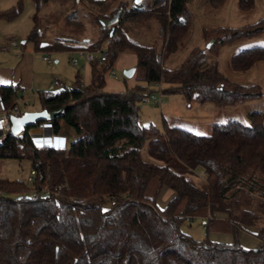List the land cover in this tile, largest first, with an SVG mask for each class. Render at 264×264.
I'll use <instances>...</instances> for the list:
<instances>
[{"label": "trees", "instance_id": "16d2710c", "mask_svg": "<svg viewBox=\"0 0 264 264\" xmlns=\"http://www.w3.org/2000/svg\"><path fill=\"white\" fill-rule=\"evenodd\" d=\"M32 1L37 9L41 1L49 0ZM185 1L165 0L156 11L160 48L128 36L121 21L147 12L127 8L124 0L108 3L105 13L95 15V20L107 19L119 10L116 22L100 24L93 38L63 32L41 40L33 14L22 44L31 41L36 50L45 52L104 47L107 57L89 63L87 85L75 74L71 85L38 93L41 109L65 106L49 122L56 132L60 121L74 130L76 137L67 149L36 150L27 134L33 126L18 135L7 131L0 142V159H26L33 171L29 183L0 178V264H264L261 114L250 112L247 123H212L203 135L164 122L160 131L139 121V102L154 82L166 84V92L178 93L187 102L230 105L261 96L257 84L235 83L219 71L215 60L204 62L198 47L189 49L175 67L163 64L165 54L175 52L186 35ZM207 1L213 7L224 2ZM253 3L237 0L241 10ZM20 10L17 0L0 9V19L11 20ZM262 32L264 16L251 24L205 33L216 36L210 47L217 48ZM122 52L135 55L136 82L123 91H104L105 71ZM257 61H264V46L233 53L229 67L245 71ZM16 91V86L0 85L3 109L16 104ZM144 146L151 161L141 156ZM200 173L203 179L194 182L192 177L197 179ZM152 178L172 193L162 207L155 202L157 193L145 194ZM41 189L48 193L30 196L31 190ZM204 209L206 223L225 216L231 242L209 239L206 231L195 239L180 229L187 215ZM241 230L253 233L260 243L242 247Z\"/></svg>", "mask_w": 264, "mask_h": 264}, {"label": "rangeland", "instance_id": "374dc122", "mask_svg": "<svg viewBox=\"0 0 264 264\" xmlns=\"http://www.w3.org/2000/svg\"><path fill=\"white\" fill-rule=\"evenodd\" d=\"M20 1L21 10L12 22L16 24L15 26L13 25L12 31L13 37L21 46L20 41L25 39L33 25V14L36 15V21L39 26V38L41 40L51 39L63 32L77 33L79 38H93L100 28V19L95 20V15L105 13L108 3L113 4L119 0H49L45 2L41 1L37 9L32 0ZM124 1L127 8L134 7L137 10L147 12L146 14L141 13L137 17L133 15L121 21L122 27L128 29V36L140 43L147 45L154 44L160 48L161 40L158 34L156 11L164 5L165 0ZM16 2L17 0H0V9H6ZM185 6L189 13L186 35L181 40V43H179V47L175 52L165 54L163 64L167 67H175L189 49L198 47L203 51L202 58L204 62L215 60L219 71L227 79L235 83L242 85L257 84L261 96L230 105L198 103L194 100L187 102L178 93L166 92L165 88L167 85L162 83V101L160 105H155L151 101H146V99L139 102L140 123L161 129L164 122L167 125L182 127L195 134L203 135L209 133L212 123H223L229 120L247 123L250 112L260 113L264 121V61L255 62L245 71H234L229 67V59L233 53L246 47L264 46V32L227 42L217 48L210 47L216 36L214 34L207 36L208 34L205 33L217 27H240L255 22L264 16V0H254L252 7L248 10L239 9L237 0H224L218 7L211 6L207 0H186ZM72 11H75L74 15H69ZM31 43V41H27L25 45L30 46ZM100 45L105 46L106 41ZM44 54L48 55L49 62L51 60L53 65L54 52H46ZM62 66L67 73L70 72L69 68L71 67H68V63L65 64V67L64 65ZM115 74L116 78L110 77L114 82H123L128 79L124 76L123 69L116 70ZM138 74L139 70L136 68L133 78ZM52 75L59 78V76L50 73L49 80H51ZM105 76L107 77V75ZM59 79H61L63 85L55 86L54 91L60 89L62 86H69L73 82L72 79L68 80L63 77ZM106 82L105 89H113L115 87L111 82ZM150 88L155 90L153 85ZM153 93L156 94V92ZM23 103L20 102L18 104L21 112L33 111L40 106L37 97H35V92L31 93L29 99H24ZM59 134L65 136L67 148L76 137L74 130L62 121H60ZM140 153L143 159L151 161V158L145 152V146L141 149ZM29 169L30 163L26 159H0V178L21 180L27 183L26 176ZM198 176L202 178L197 177V179H194L192 177V180L196 182L198 179H203L204 177L203 174ZM156 182V179L155 182L151 181L146 191L148 194L157 193L155 202L158 206L162 207L172 193L170 192V194L166 195L169 189L163 186L160 187L158 182ZM9 196L13 197L14 195L11 194ZM204 223L205 219H202L198 215H193L189 220L184 219L180 223V229L191 237L200 239L206 231ZM207 237L222 242L232 241L230 233H218L216 235L209 233ZM247 248H255V246Z\"/></svg>", "mask_w": 264, "mask_h": 264}, {"label": "crops", "instance_id": "0c3cea01", "mask_svg": "<svg viewBox=\"0 0 264 264\" xmlns=\"http://www.w3.org/2000/svg\"><path fill=\"white\" fill-rule=\"evenodd\" d=\"M16 17L12 18L11 20L0 19V85L16 86L17 98L15 102L17 106L20 102L23 103L24 99H29L31 93L33 92H35V97H37L38 101V93L42 90L47 89V85L50 84V82H52L53 80H57V86L62 84L61 79H59L60 77L68 80H73L74 75L78 74L82 85H87L89 83L91 72L90 64L84 62L82 59H79L78 65L73 67L69 62V57L73 51H53L55 57L52 65L51 60L49 62L41 59V55L46 52L36 50L32 44H30V46H27L25 45L26 43L22 44L20 41V43L22 44L21 46L18 44L17 47L12 48L9 45V40H15V38L13 37L12 27L16 24H13L12 22L14 21V19H16ZM4 45L6 47L5 50L2 49V46ZM16 50H20L21 53L18 55L16 53ZM65 59H67V61H65ZM66 63L69 64L68 67H71L69 68L70 72L68 73L62 66L64 65L65 67ZM135 63L136 58L134 54L126 52L119 53L116 57V60L114 61L113 67L115 69V72L116 70H126L130 67H133L134 71L132 75L130 77H127L128 79L123 82H114L112 81V79H110V77L107 76V78L104 75V86L102 90L114 92L123 91L126 88H131L136 82L135 78H133L136 70ZM50 73L54 74L55 76H59V78L52 75L51 80H49ZM106 81L111 82V84L115 85V87L113 89H105V85L107 83ZM39 109H41L40 106L35 110ZM1 111L2 104L0 100V113ZM4 137L5 136L0 135V142L4 139ZM155 179L156 178H152L149 181L148 185L151 183V181L155 182ZM170 192V190L166 192V195L170 194ZM145 194L147 196L152 195L150 193L148 194L147 191H145ZM194 215H198L202 219L206 220L207 212L204 209ZM204 226L207 236L209 233L213 235H216L218 233H230L228 223L225 219V216L222 214L213 218L209 223H206L205 221ZM238 241L239 244L244 248H247L249 246L256 247L260 243V240L253 233L244 230H241L238 233Z\"/></svg>", "mask_w": 264, "mask_h": 264}, {"label": "built area", "instance_id": "2783aa9c", "mask_svg": "<svg viewBox=\"0 0 264 264\" xmlns=\"http://www.w3.org/2000/svg\"><path fill=\"white\" fill-rule=\"evenodd\" d=\"M9 45L12 48H15L17 47L18 42L16 40L10 39ZM2 49L3 50L6 49L5 45L2 46ZM16 53L19 55L21 51L16 50ZM106 57H107V51L105 50L104 47H100L94 51L77 50L71 53V56L69 57V62L73 67H75L78 65L79 59H82L86 63H91L93 61L103 62L106 60ZM41 59L44 61H49V57L47 54H42ZM105 75H107L108 77H112V78L116 77L115 69L113 65H111L105 71ZM57 85H58V81L53 80L48 85L47 90H52ZM152 85L154 86L155 90L152 89V91L148 94V96L145 99L146 101H151L155 105H160L162 101L161 83L154 82ZM153 92H156V94H154ZM18 113H19V108L17 104L10 106L8 108H5V109L2 108V111L0 113V135L1 136H5L6 132L9 131L10 124L8 121V116L17 115ZM27 134L29 135L30 141L36 150H42L44 148L63 149V150L67 149L65 136L60 135L59 131L57 132L54 131L49 120H45V121L35 124V126L27 130ZM32 174H33V171L30 170L28 173V176L26 177L27 183L31 182ZM37 193L43 196L48 193V190L46 189H41L40 191L31 190L29 192L30 196H35ZM111 203H113V201ZM190 218H192V216L187 215L185 217V220H189Z\"/></svg>", "mask_w": 264, "mask_h": 264}, {"label": "water", "instance_id": "95a60500", "mask_svg": "<svg viewBox=\"0 0 264 264\" xmlns=\"http://www.w3.org/2000/svg\"><path fill=\"white\" fill-rule=\"evenodd\" d=\"M140 0H134V2H139ZM119 15V10H117L110 18L101 19L99 23L102 26H109L116 22ZM113 32V28H110L109 35ZM23 43V40H21ZM46 43H40V46H43ZM134 71V68H128L123 70L125 77H130ZM65 106L60 107L56 110L47 111L46 109H39L33 111H24L17 115H9L8 121L10 124L9 131L13 135L22 134L26 127L34 126L39 120H51L55 117H58L62 114Z\"/></svg>", "mask_w": 264, "mask_h": 264}]
</instances>
